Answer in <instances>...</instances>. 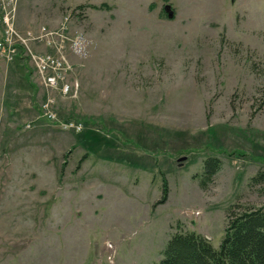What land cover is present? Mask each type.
Here are the masks:
<instances>
[{
	"label": "rangeland",
	"instance_id": "rangeland-1",
	"mask_svg": "<svg viewBox=\"0 0 264 264\" xmlns=\"http://www.w3.org/2000/svg\"><path fill=\"white\" fill-rule=\"evenodd\" d=\"M12 26L0 264H157L178 229L217 248L230 205L264 206L249 186L264 170V0H17ZM41 28L51 45L18 44ZM43 54L62 63L56 87ZM209 156L220 169L201 185Z\"/></svg>",
	"mask_w": 264,
	"mask_h": 264
},
{
	"label": "trees",
	"instance_id": "trees-1",
	"mask_svg": "<svg viewBox=\"0 0 264 264\" xmlns=\"http://www.w3.org/2000/svg\"><path fill=\"white\" fill-rule=\"evenodd\" d=\"M261 95L264 99V86ZM220 165L213 156L204 160L201 185L213 179ZM259 185L264 187L262 169L249 180V186ZM166 195L167 183L163 180L156 204L163 203ZM224 222V235L217 248L199 233L178 229L170 235L157 264H264V206L235 202L227 208Z\"/></svg>",
	"mask_w": 264,
	"mask_h": 264
},
{
	"label": "built area",
	"instance_id": "built-area-1",
	"mask_svg": "<svg viewBox=\"0 0 264 264\" xmlns=\"http://www.w3.org/2000/svg\"><path fill=\"white\" fill-rule=\"evenodd\" d=\"M2 10H1V24L3 27L2 37L0 39V53L2 54L5 52V56L8 57V59H11L13 54L16 51V46H12L11 40H12V34H16L13 26H12V20L14 17V9L17 3V0H0ZM49 37H52V33L46 32L44 28H41L37 33L27 31L24 36H17V41L19 45L26 46L28 41L31 40H43L48 45H51V39ZM82 40L77 36L71 43L70 48L76 52L81 54L82 52ZM60 47V46H59ZM37 69L41 74H47L45 76V83L50 87H56L57 86V79L56 77H60L64 72L62 71V63L60 60L52 57L49 54H43L40 56H37ZM51 73L52 75L48 74ZM70 87L68 85H64L61 88V91L66 94L69 92ZM42 115L50 120L54 121L55 114L50 109V106L48 107V104H43L42 106ZM63 129L68 128H75L76 130L80 129V124H73L70 122H66L62 126Z\"/></svg>",
	"mask_w": 264,
	"mask_h": 264
},
{
	"label": "water",
	"instance_id": "water-1",
	"mask_svg": "<svg viewBox=\"0 0 264 264\" xmlns=\"http://www.w3.org/2000/svg\"><path fill=\"white\" fill-rule=\"evenodd\" d=\"M206 239H208V238L206 237Z\"/></svg>",
	"mask_w": 264,
	"mask_h": 264
}]
</instances>
